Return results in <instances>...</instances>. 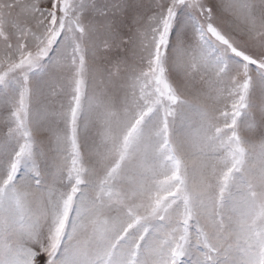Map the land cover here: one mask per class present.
<instances>
[{"label": "snow or ice", "instance_id": "6c2138e0", "mask_svg": "<svg viewBox=\"0 0 264 264\" xmlns=\"http://www.w3.org/2000/svg\"><path fill=\"white\" fill-rule=\"evenodd\" d=\"M0 264H264V0H0Z\"/></svg>", "mask_w": 264, "mask_h": 264}]
</instances>
